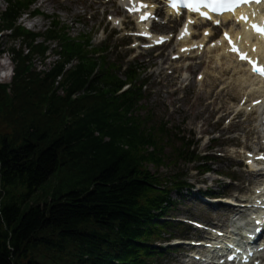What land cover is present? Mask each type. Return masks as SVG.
I'll return each instance as SVG.
<instances>
[{"label": "trees", "instance_id": "1", "mask_svg": "<svg viewBox=\"0 0 264 264\" xmlns=\"http://www.w3.org/2000/svg\"><path fill=\"white\" fill-rule=\"evenodd\" d=\"M5 14L13 21L18 9ZM77 51L65 49L63 63ZM63 63L40 81L23 80L25 87L14 91L27 103L6 119L17 136L0 137V264H46L33 254L44 247L60 256L69 244L80 259L89 257L87 264H142L138 240L148 236L144 220L164 193L140 165L163 163L160 144L169 131L147 129L135 115L140 90L115 96L119 86L108 77L92 78L89 63L64 73L65 98H48ZM87 90L97 93L84 96L88 101L70 100ZM8 98L0 86V106ZM48 116L62 127L54 138L56 125L45 121Z\"/></svg>", "mask_w": 264, "mask_h": 264}, {"label": "rangeland", "instance_id": "2", "mask_svg": "<svg viewBox=\"0 0 264 264\" xmlns=\"http://www.w3.org/2000/svg\"><path fill=\"white\" fill-rule=\"evenodd\" d=\"M39 4L41 5L40 12L42 13V16L37 18H28L27 16H24L19 20V23L31 32L43 33L46 27L50 25L52 19L58 17L73 37H78L81 34H93L94 28L91 27L97 24V22L91 23L89 27L77 23L74 14L71 12H65L61 9L57 0H46L42 4L39 2L37 6ZM4 8V0H0V11ZM41 41L42 39H38V42ZM96 42V38L95 40L93 39V46L96 45ZM21 44L20 40L9 38L5 34L0 35V50H13L17 57H22L25 55V51L23 48H20ZM55 44V42H46L45 45L40 46V52L35 49L37 54L32 57V61L37 70H40L42 65H48L56 59V56H53L54 52L51 50ZM32 46L34 47V43ZM45 46H48V50L45 53L44 58H42L40 57V53H42ZM109 52L111 58L116 59L120 64H124L122 49L117 51L112 48ZM119 52H121V55H119ZM214 71L217 78L216 86L210 87L209 93H206L205 88L204 92H200V94L197 95H190L187 92V94L180 99V96L174 97L170 95L172 89L168 90V88L164 87V84L162 83L152 87V94L148 96L149 98L147 99V102H149L150 105L147 108L152 112L151 114L157 116V118L169 115L170 119L168 121H175V125L178 124L179 127L182 128V136L186 139H194L195 136L200 137L205 131L207 134L219 133V131L216 130V127H213L212 121L215 119L217 120L219 116L227 112L229 100L222 97L220 92L218 94L219 87L222 86L223 82H226V76L219 69ZM192 129L194 130L195 136L189 134ZM222 136H224V134H222ZM200 144L202 146L199 147L202 149L204 143L201 142ZM196 214L205 218L207 213L202 209L201 211H197Z\"/></svg>", "mask_w": 264, "mask_h": 264}, {"label": "snow or ice", "instance_id": "3", "mask_svg": "<svg viewBox=\"0 0 264 264\" xmlns=\"http://www.w3.org/2000/svg\"><path fill=\"white\" fill-rule=\"evenodd\" d=\"M205 0H168V3L173 7V8H178L179 4L183 3L186 8L190 9L193 12H197L200 16L206 18V19H211V17L208 15L207 12H203L200 10V5L203 4ZM252 0H230V4L228 7V11H233L236 7H239L243 3H251ZM257 3L264 2V0H256ZM133 3H135V0H133ZM147 5L145 4H140L139 8L133 7L130 8L129 11H140L143 8H146ZM142 20L145 19H156V17L152 14H146L141 16ZM241 19H246V17H241ZM189 23H192L191 20H189ZM216 24H219V21H215ZM253 28L260 32L261 34H264V27L258 26V25H253ZM187 33V25L185 26V34ZM207 35V33H206ZM227 36V34H225ZM164 38H161L160 42H163ZM254 70L260 72V74H264V67L257 66L254 64ZM260 159H264V156L259 157ZM251 163V161H249ZM257 223H264V221H257ZM232 259L233 257H229Z\"/></svg>", "mask_w": 264, "mask_h": 264}, {"label": "bare ground", "instance_id": "4", "mask_svg": "<svg viewBox=\"0 0 264 264\" xmlns=\"http://www.w3.org/2000/svg\"><path fill=\"white\" fill-rule=\"evenodd\" d=\"M222 20L227 21L229 19L223 18ZM224 25H226V24H224ZM234 26H236V25L232 24V27H234ZM202 39H203V41L206 40L204 37ZM206 51L209 52L208 49ZM214 57H215V62H217L219 64H224L223 67H224L225 71H230V72L232 71L233 78L235 76H237V77H235V81L240 85L241 90L244 91L243 95L248 94V93L251 94L254 90H261L262 89L261 96H259L258 98H261L264 96V87H261L258 84H255L249 78V76L245 73L243 68L239 65L240 63H238L236 61L234 62L230 57L223 54V49H221V51H217V53ZM223 59L225 60V62H223ZM240 73H241V75H240ZM238 75H240V76H238ZM233 223H235V220L233 221Z\"/></svg>", "mask_w": 264, "mask_h": 264}]
</instances>
